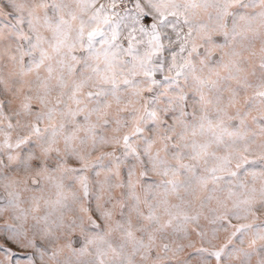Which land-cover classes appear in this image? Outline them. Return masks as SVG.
<instances>
[{"label":"snow or ice","instance_id":"snow-or-ice-1","mask_svg":"<svg viewBox=\"0 0 264 264\" xmlns=\"http://www.w3.org/2000/svg\"><path fill=\"white\" fill-rule=\"evenodd\" d=\"M0 264H264V0H0Z\"/></svg>","mask_w":264,"mask_h":264}]
</instances>
